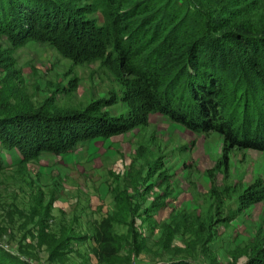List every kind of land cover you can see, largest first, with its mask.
<instances>
[{
    "label": "rangeland",
    "instance_id": "1",
    "mask_svg": "<svg viewBox=\"0 0 264 264\" xmlns=\"http://www.w3.org/2000/svg\"><path fill=\"white\" fill-rule=\"evenodd\" d=\"M37 1L54 12V33L39 29L22 40L0 28V118L30 116L0 125L1 264H256L264 150L147 109L113 49L108 0ZM160 4V14L176 7L198 35L206 21L207 35L221 34V19L232 29H264V0ZM224 42L207 72L219 74L230 103L233 91L252 92L256 80L233 41ZM85 112L115 119L121 131L68 141L53 125ZM33 114L57 117L39 151L29 139ZM59 135L62 150L49 151Z\"/></svg>",
    "mask_w": 264,
    "mask_h": 264
},
{
    "label": "trees",
    "instance_id": "2",
    "mask_svg": "<svg viewBox=\"0 0 264 264\" xmlns=\"http://www.w3.org/2000/svg\"><path fill=\"white\" fill-rule=\"evenodd\" d=\"M121 1L108 0L114 8L109 21L116 34L112 45L125 71L136 79L134 94L146 104L147 109L158 110L189 128L205 124L223 132L230 141L243 147L264 150V29L257 34L241 25L232 29L228 21L221 19L215 28V32L220 31L221 34L207 35L206 21L202 30L204 35L199 36L195 32L196 25L190 22L187 26V21L179 18L176 7L173 8L175 11L160 14L162 0ZM45 8H41L37 0H0V28L7 29L22 40L34 37L39 29L54 33L58 21L50 25L56 16ZM227 39L233 41L242 57L240 63L244 62L243 65L248 67L256 80L253 93L242 91L235 96L237 90L233 91L230 103L221 94L219 74L211 77L206 61L210 54L211 57L219 56L213 48H226L224 41ZM207 48L208 57L203 55ZM207 112L208 117H204ZM22 113L23 110L3 112L0 125L15 121L13 126H18L22 118L30 117H22ZM33 116L39 119L36 125L30 126L34 132H30L29 139L39 151L47 147L49 122L57 117ZM53 123L60 126L69 137L68 141L97 135L107 137L121 131L115 119L87 112L73 118L72 115L59 117ZM7 127L10 126L6 124V130L11 128ZM61 139L59 135L55 139L57 142L54 141L56 144L47 149L60 152ZM52 145L57 146L53 148ZM256 249L253 257H260L256 264H264V240Z\"/></svg>",
    "mask_w": 264,
    "mask_h": 264
}]
</instances>
